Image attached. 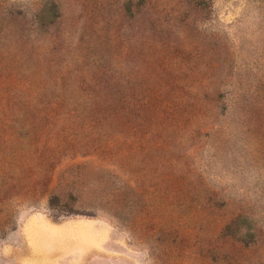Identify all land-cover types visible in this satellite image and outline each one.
<instances>
[{
  "label": "rangeland",
  "instance_id": "374dc122",
  "mask_svg": "<svg viewBox=\"0 0 264 264\" xmlns=\"http://www.w3.org/2000/svg\"><path fill=\"white\" fill-rule=\"evenodd\" d=\"M0 264H264V0H0Z\"/></svg>",
  "mask_w": 264,
  "mask_h": 264
}]
</instances>
